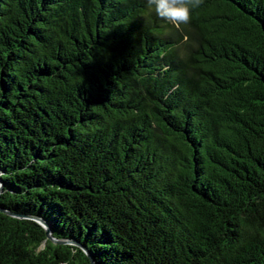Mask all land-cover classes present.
Listing matches in <instances>:
<instances>
[{
  "label": "trees",
  "instance_id": "16d2710c",
  "mask_svg": "<svg viewBox=\"0 0 264 264\" xmlns=\"http://www.w3.org/2000/svg\"><path fill=\"white\" fill-rule=\"evenodd\" d=\"M0 264H264V0H0Z\"/></svg>",
  "mask_w": 264,
  "mask_h": 264
},
{
  "label": "clouds",
  "instance_id": "9594fccd",
  "mask_svg": "<svg viewBox=\"0 0 264 264\" xmlns=\"http://www.w3.org/2000/svg\"><path fill=\"white\" fill-rule=\"evenodd\" d=\"M146 3L160 19L179 28L190 23L192 10L200 7L203 0H146Z\"/></svg>",
  "mask_w": 264,
  "mask_h": 264
},
{
  "label": "water",
  "instance_id": "95a60500",
  "mask_svg": "<svg viewBox=\"0 0 264 264\" xmlns=\"http://www.w3.org/2000/svg\"><path fill=\"white\" fill-rule=\"evenodd\" d=\"M2 193V182L0 180V194ZM0 212L5 213L8 216H12L14 217L13 214H10L8 212H4L3 210L0 209ZM34 222L36 223L37 226H39V228L41 229V231L43 232L44 235V240L55 245V246H61V245H67V246H71L77 249V252H79L80 254H82L86 261L89 264H95V261L91 255V253L89 251H87L83 246H81L80 244H78L77 242H73V241H63V240H57L54 237H52L51 235V230L49 228V226L44 223L42 220L39 219H34Z\"/></svg>",
  "mask_w": 264,
  "mask_h": 264
}]
</instances>
